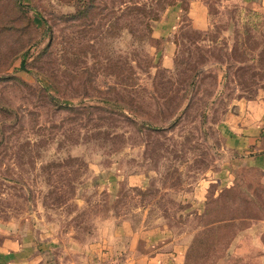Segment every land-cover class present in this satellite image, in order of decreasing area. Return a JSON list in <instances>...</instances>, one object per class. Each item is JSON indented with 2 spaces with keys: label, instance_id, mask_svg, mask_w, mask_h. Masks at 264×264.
<instances>
[{
  "label": "rangeland",
  "instance_id": "rangeland-1",
  "mask_svg": "<svg viewBox=\"0 0 264 264\" xmlns=\"http://www.w3.org/2000/svg\"><path fill=\"white\" fill-rule=\"evenodd\" d=\"M225 1L196 32L188 0H0V239L42 263L168 264L162 232L180 264H264V178L220 129L264 93V1Z\"/></svg>",
  "mask_w": 264,
  "mask_h": 264
},
{
  "label": "crops",
  "instance_id": "crops-1",
  "mask_svg": "<svg viewBox=\"0 0 264 264\" xmlns=\"http://www.w3.org/2000/svg\"><path fill=\"white\" fill-rule=\"evenodd\" d=\"M240 1V0H229ZM226 0L225 2H229ZM264 1V0H261ZM178 11L171 8L165 12L164 18L153 27V38L170 39L178 24ZM186 22L189 29L203 32L207 29V8L204 0H188L185 11ZM170 43V42H169ZM173 46V45H172ZM168 54L161 59V66H165ZM223 136V148L233 153L239 159L241 165L249 167L264 178V93L253 99H238L231 105V110L223 117L220 126ZM164 233L150 236L151 242L158 245L171 246L168 256L171 257L168 264L181 263V251L176 242L163 241ZM161 243V244H160ZM165 246V245H164ZM162 246V247H164ZM161 250L153 251L145 257V253L137 254L141 258L133 264H163L161 262L165 254ZM137 253V252H136ZM40 253L27 246L16 237H3L0 239V264H52L42 263Z\"/></svg>",
  "mask_w": 264,
  "mask_h": 264
}]
</instances>
